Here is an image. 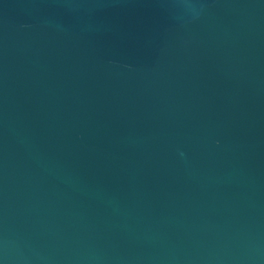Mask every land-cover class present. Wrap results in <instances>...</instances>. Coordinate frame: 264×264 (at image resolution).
Masks as SVG:
<instances>
[{
  "label": "water",
  "instance_id": "water-1",
  "mask_svg": "<svg viewBox=\"0 0 264 264\" xmlns=\"http://www.w3.org/2000/svg\"><path fill=\"white\" fill-rule=\"evenodd\" d=\"M0 264H264V0H0Z\"/></svg>",
  "mask_w": 264,
  "mask_h": 264
}]
</instances>
